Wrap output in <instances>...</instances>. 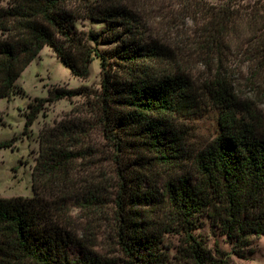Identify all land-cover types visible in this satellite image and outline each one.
I'll list each match as a JSON object with an SVG mask.
<instances>
[{
    "label": "trees",
    "instance_id": "1",
    "mask_svg": "<svg viewBox=\"0 0 264 264\" xmlns=\"http://www.w3.org/2000/svg\"><path fill=\"white\" fill-rule=\"evenodd\" d=\"M1 2L0 99L11 98L15 82L46 45L80 78L89 77L94 56L101 59L98 119L113 150L111 184L119 187L114 199L107 186L86 187L80 177L87 160L95 159L86 118L44 125L32 168L34 194L0 197V264H109L94 249L89 225L82 226L75 212L89 217L107 204L113 208L116 239L127 264H235L192 230L194 218L207 215L238 246L264 234V120L254 100L239 93L228 61L238 55L246 58L253 82L261 80L259 96L264 97V0L247 12L213 10L197 34L195 58L201 57L210 71L201 94L220 108V131L195 155L194 176L182 174L166 184L165 195L183 235L173 257L162 249L157 221L141 219L133 208L143 200L154 202L155 196L139 190L131 194V135L143 160V153L161 164L185 159L187 131L179 116L203 100V95L196 96L199 85L191 72L170 68L174 58L167 56L163 41H143L134 26L137 16L114 0ZM83 17L110 27L79 30L76 19ZM100 40L116 43L112 55L92 46ZM84 88L56 87L47 98L30 103L24 132L46 103L86 95ZM12 145L13 140L0 142V148Z\"/></svg>",
    "mask_w": 264,
    "mask_h": 264
},
{
    "label": "rangeland",
    "instance_id": "2",
    "mask_svg": "<svg viewBox=\"0 0 264 264\" xmlns=\"http://www.w3.org/2000/svg\"><path fill=\"white\" fill-rule=\"evenodd\" d=\"M94 4L100 0H89ZM133 12L139 22L134 26L139 30L143 41H151L158 37L163 41L167 56L173 55L170 68L183 72H191L192 79L199 85L197 95H203V100L192 105L191 112L179 116V121L187 131L185 159L176 164H161L149 153H143L144 160L132 142L131 135V194L155 196L154 202L143 200L133 208L146 221H157L163 238L162 249L173 257L182 241L181 228L177 226V218L173 214L165 195L166 184L182 174L194 176L195 155L206 147L220 131V108L209 98L201 94L203 81L210 76V71L202 64V59L195 58L194 46L202 25L210 18L213 10L232 7L247 12L255 9L263 0H114ZM11 0H2L8 6ZM73 5V4H72ZM262 12V11H261ZM243 20V19H242ZM242 31L246 33L244 20ZM76 26L83 31H106L110 26L105 21L89 18L76 19ZM134 30H137L136 28ZM123 27L120 28V31ZM125 30V29H124ZM126 31V30H125ZM243 33V34H245ZM233 45L237 41H230ZM93 47L112 55L116 43L91 42ZM169 48V51L166 50ZM175 52V53H174ZM170 54V55H169ZM197 56L198 52L195 53ZM246 58L238 55L228 59L229 70L238 91L243 97L254 100L253 107L261 110L264 120V97L261 92V80L253 82L252 71L248 69ZM176 60V61H175ZM170 62V61H169ZM112 63H115L112 61ZM87 78L74 76L70 69L57 57L53 48L46 45L40 54L21 73L11 98L0 99V142L13 140L11 147L0 148V197L32 196V168L39 152L40 131L44 125H55L63 119L84 121L86 118L89 136L88 144L93 148L95 159L87 160L82 167L80 177L85 178L86 187L93 184L108 187L115 199L119 185L111 184L114 175V162L111 160L112 147L103 135L99 122V96L102 92L101 59L93 58ZM113 70L116 66H113ZM56 87L71 89L84 88L86 95L77 94L71 98H63L54 103H46L28 132H24L26 114L30 111V103L38 98H47L49 91ZM202 88V89H201ZM260 112V111H259ZM84 175V176H83ZM116 185V186H115ZM112 199V198H111ZM109 204L99 208L94 215L85 217L84 212L75 210L78 221L89 225L88 233L94 239V249L102 257L110 260L109 264H127L126 257L116 239V219L113 208ZM82 215L83 218H82ZM192 233L203 239L213 250L218 248L224 257L235 264H264V234L249 245L238 246L228 238L215 223L213 217L200 215L194 218Z\"/></svg>",
    "mask_w": 264,
    "mask_h": 264
}]
</instances>
